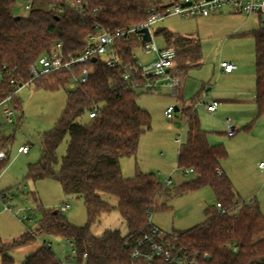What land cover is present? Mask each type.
Segmentation results:
<instances>
[{"label": "trees", "instance_id": "trees-1", "mask_svg": "<svg viewBox=\"0 0 264 264\" xmlns=\"http://www.w3.org/2000/svg\"><path fill=\"white\" fill-rule=\"evenodd\" d=\"M75 0H35L26 16H16L17 0H0V104L8 97L16 110L21 103L15 98L17 87L29 83L31 66L50 54L61 43L67 57L79 56L87 47L90 35L100 31L128 30L147 21L152 9L164 11L177 0H83V15L72 8ZM169 2V3H168ZM168 47L176 50V67L184 74L202 67V44L198 37L182 36L165 28L155 30ZM240 37H252L256 47V89L259 117L264 115V18L261 26ZM141 32L119 38L114 50L119 65L109 68L100 58L87 65L76 66L73 72H62L34 81L37 87L58 90L75 83L68 93L62 118L56 128L43 137L42 157L29 166L28 178L33 181L55 180L65 195L77 196L84 202L88 223L76 227L61 211H46L36 230L12 242L0 241L1 264H15L13 251L35 244L42 236L67 239L73 245L77 264H135L131 258L134 243L152 228L151 215L156 199L162 193L172 195L153 174L137 170L133 178L123 176L121 161L137 156L142 136L152 129L151 115L138 104V92L125 82L126 69L137 61L134 50L142 43ZM178 63V66H177ZM129 67V68H130ZM88 68L85 82H77ZM175 69V68H174ZM135 80V78H133ZM138 83L144 82L137 78ZM185 120L187 142L179 149L178 167L194 170L193 180L184 182L176 191L183 196L210 188L221 208L207 209L206 222L186 231L172 233L181 246L197 255L205 264H264V215L257 204L243 203L231 179L221 169L228 156L222 146L209 143L192 101H186L179 88L173 94ZM95 112V118L90 114ZM86 117L87 122L81 119ZM66 137V155L60 161L57 151ZM8 138L0 136L5 149ZM9 158L0 162L2 171ZM118 201L112 206L104 199ZM217 206V207H218ZM117 211L127 226V233L108 231L95 236L91 227L103 214ZM236 250V251H234ZM24 264H61L50 246L45 245L27 257Z\"/></svg>", "mask_w": 264, "mask_h": 264}, {"label": "rangeland", "instance_id": "rangeland-1", "mask_svg": "<svg viewBox=\"0 0 264 264\" xmlns=\"http://www.w3.org/2000/svg\"><path fill=\"white\" fill-rule=\"evenodd\" d=\"M13 13L16 16H26L29 12L25 11L23 1L17 0ZM255 17L258 19L260 16ZM256 25L252 17L227 10L205 20L170 17L157 25L155 30L165 28L182 36L200 38L202 67L189 71L183 81L184 74L177 69L175 63L173 75L182 77L183 85L187 81L185 100H193V104H196L201 125L209 133V143L212 146H222L227 152L228 156L221 164L231 179L238 198L243 203L257 202L264 212V167H260L261 164L264 165V115L259 117L257 114L259 119L254 133L255 139L241 137L244 136L241 132L238 137L229 138L226 135V117L220 116V110L216 114L207 113L205 104L211 100L209 97L212 94H226L235 86V82L231 83L222 77L224 73L219 69L222 63L238 66L241 59L252 58L256 61L255 40L252 37H240L241 33L237 31L243 28L254 29ZM153 44L160 50H165L168 46L163 36H154ZM134 57L139 64L150 67L158 56L156 53L147 54L140 47L134 50ZM254 70L256 72V63ZM62 79H53L56 85L62 86L58 90L39 88L36 83L18 90L15 98L20 101L21 109L16 110L12 101L6 105L14 109L13 124L6 123L2 117L3 109L0 108V136L8 138L4 150L9 158L0 176V194L8 198L7 209L0 204L2 242L15 241L36 230L46 211H61L65 219L76 227H85L88 223L81 198L65 195L61 185L55 180L33 181L28 178L29 166L38 163L42 157L44 135L56 128L64 113L68 93L75 90L72 83L64 86ZM163 81L158 91L138 92V104L151 115L152 129L142 136L137 156L122 162L127 177L133 178L137 170L143 174H153L168 189L166 192L172 198L165 193L158 196L150 221L161 231L172 234L204 224L206 210L218 209V204L210 188L183 196L175 195L180 185L193 180L195 175H186L178 167L179 149L187 142V130L182 113H175L172 120L165 115L169 107H178L179 103L169 83ZM181 87L180 84L178 88L181 90ZM208 89L210 91L207 92ZM81 120L84 123L88 121L86 117ZM69 140L66 137L57 151L60 161L66 155ZM21 147H28L29 152L19 153ZM168 180L171 181L170 185H166ZM104 199L112 206L118 204L113 197L105 195ZM65 205H70V208L62 211ZM91 230L98 237L108 231L126 234L127 226L119 213L113 211L103 214L92 225ZM38 241L50 246L61 264L75 263L73 248L67 239L46 235ZM31 246L33 245L21 248L19 254L14 251L15 264L24 263L27 257L25 251Z\"/></svg>", "mask_w": 264, "mask_h": 264}, {"label": "built area", "instance_id": "built-area-1", "mask_svg": "<svg viewBox=\"0 0 264 264\" xmlns=\"http://www.w3.org/2000/svg\"><path fill=\"white\" fill-rule=\"evenodd\" d=\"M22 1L24 3L25 11L30 12L33 9L35 0ZM83 4V0H75L72 3V8L79 10L83 15ZM171 4L172 5H169L162 12H159L155 8L152 9L150 11V16L145 23L128 30L108 32L100 31L97 28L98 32L88 37L87 47L79 56L67 57L64 53L63 45L61 43L56 44L50 54L42 56L31 66V81L17 87V91L42 77L62 72H73L76 66L87 65L92 62L93 59L98 60L100 58L109 68H114L120 64L114 50L115 41L119 38H125L138 31L141 32L147 29L152 40L150 43L143 44L141 48L147 54L156 53L158 57L150 67L137 62V65L134 67V74L131 72L132 67L129 66V68L128 66H124L126 69L124 77L125 82L135 91L149 93L158 91L161 87L160 83L164 82L163 80H166L172 91L175 92V89H177L182 83L181 77L173 75L177 53L173 47H167L165 50H160L155 44H153L155 27L157 25L170 17L201 19L216 16L227 10L246 16L258 15L264 18V0H178ZM220 68L225 73H232L237 69V66L232 63H222ZM89 74L90 70L84 68L82 76L77 78L76 81L85 82L88 79ZM133 78H135V80ZM137 78H142L144 82L138 83ZM72 84L75 86V83ZM17 91L13 95L17 94ZM11 98L12 96L8 97L0 104V108L3 109V119L8 124H13L15 115L14 109L6 106L7 103L11 101ZM220 106V101H211L206 104V110L208 113H215ZM175 113L176 108L169 107L166 110L165 115L168 119L172 120ZM95 116V112L90 114V118H95ZM225 125L226 135L229 138L236 137L241 131L239 125L230 117L226 118ZM178 141H181L180 138ZM28 152V147H21L19 149V153L21 154H27ZM7 158L8 155L6 151L1 148L0 143V162L6 161ZM260 167L263 168L264 165L261 164ZM1 173L2 171H0V176ZM185 174H195V172L194 170H187L185 171ZM170 184L171 181L168 180L166 185ZM7 202V196L0 194V204L4 205L5 209H7ZM68 208H70V205H65L62 207V211H65ZM218 208H221V206H218ZM71 246L73 248L72 244ZM73 254H75L74 250ZM131 258L135 264H205L202 259L197 257V255L190 253L186 247L181 246L178 239L173 234L163 232L155 226H152L149 232L142 235V237L134 243L131 250ZM75 264H77L76 261Z\"/></svg>", "mask_w": 264, "mask_h": 264}, {"label": "crops", "instance_id": "crops-1", "mask_svg": "<svg viewBox=\"0 0 264 264\" xmlns=\"http://www.w3.org/2000/svg\"><path fill=\"white\" fill-rule=\"evenodd\" d=\"M234 14H239V13H234ZM241 15H243V14H241ZM243 16H246V15H243ZM246 17H252L255 20L257 25L254 29L243 28V29L237 30L240 33L252 32V31L257 30L261 26L262 17H259L258 19L255 17V15L246 16ZM201 19H204V20L210 19V17L209 18H201ZM193 20H195V19H193ZM215 21L216 20H213V22H215ZM193 37H198V36H193ZM255 63H256V61L254 62V59H252V58L249 60L241 59L237 63L238 66L236 65L237 69L232 73H225L219 67L220 71L222 73H224V74H222V77H225L227 79V81H230L231 83L235 82V86L234 85L232 86L231 92H228L226 94L216 92L209 97V99H211L209 102L215 101L217 99H218L217 101L221 102L222 106H220L218 109V110H220V112H222L220 114V116L223 115L222 117H224V118L225 117L226 118L232 117V119L234 118L236 120V123L239 125V127L241 129L240 132L244 133V136H241V137H247V138L252 137V138H250L251 140L255 139L254 133L258 127V119H259V117L257 116V114H258L257 89H256L257 76H256V72L254 70V64ZM183 81L181 83V86H182L181 87V94H182L183 98L185 99V94H186V89H187V81L185 82L186 83L185 85H183ZM208 91H210V90L208 89L207 92ZM205 104H207V103H205ZM178 105L181 108L180 103ZM178 112H176V113H178ZM206 112H207V110H206ZM217 112L210 113V114H216ZM203 130L205 131V129H203ZM241 139H244V138H241ZM209 140H210V136H209ZM122 161H121V168H122L123 176L125 178H131V177H127L124 174V167H123ZM221 169L225 173V171L222 168V164H221ZM262 213L264 215L263 211H262ZM44 246H45L44 244L37 241L35 244H33V246H31V248H28L25 251V254L27 255V257H29V256L35 254L36 252H38ZM16 251H18L16 253H18V254L20 253V249H18ZM13 253H14V251L11 253L12 257H13ZM27 257H26V259H27ZM13 259H14V257H13ZM26 259H25V261H26ZM25 261H24V263H25ZM0 264H1V257H0ZM18 264H20V263H18Z\"/></svg>", "mask_w": 264, "mask_h": 264}, {"label": "water", "instance_id": "water-1", "mask_svg": "<svg viewBox=\"0 0 264 264\" xmlns=\"http://www.w3.org/2000/svg\"><path fill=\"white\" fill-rule=\"evenodd\" d=\"M170 5H172V4H170ZM141 33L143 34L142 43L143 44L150 43L152 39H151V36L149 34V31L147 29H145V30L141 31ZM96 61H97L96 59H93L92 62H96ZM178 111H179L178 108H176V112H178Z\"/></svg>", "mask_w": 264, "mask_h": 264}]
</instances>
